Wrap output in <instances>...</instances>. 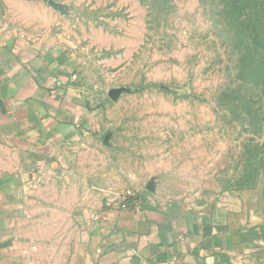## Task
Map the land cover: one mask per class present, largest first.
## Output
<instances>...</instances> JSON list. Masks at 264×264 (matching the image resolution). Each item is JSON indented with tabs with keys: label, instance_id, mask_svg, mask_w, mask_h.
Masks as SVG:
<instances>
[{
	"label": "crops",
	"instance_id": "obj_1",
	"mask_svg": "<svg viewBox=\"0 0 264 264\" xmlns=\"http://www.w3.org/2000/svg\"><path fill=\"white\" fill-rule=\"evenodd\" d=\"M73 45L49 0H0V264H264V180L204 207L90 190L105 116Z\"/></svg>",
	"mask_w": 264,
	"mask_h": 264
},
{
	"label": "rangeland",
	"instance_id": "obj_2",
	"mask_svg": "<svg viewBox=\"0 0 264 264\" xmlns=\"http://www.w3.org/2000/svg\"><path fill=\"white\" fill-rule=\"evenodd\" d=\"M49 2L59 31L83 51L85 82L103 106L90 190L204 207L245 172L264 180V131L221 98L263 91L239 81L225 0Z\"/></svg>",
	"mask_w": 264,
	"mask_h": 264
},
{
	"label": "trees",
	"instance_id": "obj_3",
	"mask_svg": "<svg viewBox=\"0 0 264 264\" xmlns=\"http://www.w3.org/2000/svg\"><path fill=\"white\" fill-rule=\"evenodd\" d=\"M225 9L235 34L233 42L236 41L239 49V81L256 85L263 91L252 95L242 93L240 89L227 90L221 98L232 108L254 116V131L260 134L264 131V0H225ZM259 110H262L261 114ZM257 185L253 174L245 172L236 179L234 189Z\"/></svg>",
	"mask_w": 264,
	"mask_h": 264
},
{
	"label": "built area",
	"instance_id": "obj_4",
	"mask_svg": "<svg viewBox=\"0 0 264 264\" xmlns=\"http://www.w3.org/2000/svg\"><path fill=\"white\" fill-rule=\"evenodd\" d=\"M37 264H44V263H37Z\"/></svg>",
	"mask_w": 264,
	"mask_h": 264
}]
</instances>
